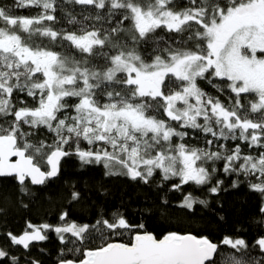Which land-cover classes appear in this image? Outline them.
Returning a JSON list of instances; mask_svg holds the SVG:
<instances>
[{"label": "snow or ice", "instance_id": "snow-or-ice-1", "mask_svg": "<svg viewBox=\"0 0 264 264\" xmlns=\"http://www.w3.org/2000/svg\"><path fill=\"white\" fill-rule=\"evenodd\" d=\"M15 6L35 15L0 7V177L28 194L75 157L106 176L144 184L158 176V186L181 193L178 207L195 215V206H209L196 193L215 196L223 174L236 177L233 188L247 183L258 193L264 213V0ZM79 199L72 191L69 203ZM68 217L62 211L56 224L26 222L20 234L8 232L0 264H20L13 249L29 250L49 233L63 246L58 264H253L252 250L264 253V234L250 246L240 228L214 241L181 231L158 236L119 207L100 209L94 221Z\"/></svg>", "mask_w": 264, "mask_h": 264}, {"label": "trees", "instance_id": "trees-1", "mask_svg": "<svg viewBox=\"0 0 264 264\" xmlns=\"http://www.w3.org/2000/svg\"><path fill=\"white\" fill-rule=\"evenodd\" d=\"M15 4L16 0H0V7L8 9L11 15H35L34 9L17 8ZM66 9L79 12V6L66 5ZM77 19L80 17L77 16ZM63 23L66 25V19ZM200 87L212 95H220L207 81H201ZM221 99L226 100V97L221 96ZM44 132L46 130L38 133L34 139L44 138ZM191 142L202 146V141ZM219 178L225 181L221 191L215 196L208 194L206 189L203 194L197 192L201 199L209 201V206L204 208L197 205L195 215H191L185 214V210L178 207L181 193L159 187L158 176L150 184L132 181L126 176H106L102 166L81 167L75 157L62 161L57 179L46 186H30L28 194L19 191V185L13 178L3 177L0 178V248L6 249L10 243L3 237L8 232L20 234L26 222L35 225L56 224L58 214L62 211L69 212L70 221H94L95 213L100 209L111 210L117 207L126 211L129 218L135 221L145 220L149 231L158 236L168 231H181L208 235L217 241L224 234H232L240 228V235L251 246L259 235L264 234V213L259 212L260 196L251 191L247 183L233 188L231 184L235 176L225 177L220 174ZM240 179L243 180L242 177ZM72 191L79 192L80 199L70 204ZM165 200L169 201L167 205L164 204ZM62 247L56 234L49 233L48 240L35 244L29 250L13 249V254L20 257V264H28L32 260L39 261V264H58ZM251 255L253 264L264 259V253L255 248Z\"/></svg>", "mask_w": 264, "mask_h": 264}, {"label": "water", "instance_id": "water-1", "mask_svg": "<svg viewBox=\"0 0 264 264\" xmlns=\"http://www.w3.org/2000/svg\"><path fill=\"white\" fill-rule=\"evenodd\" d=\"M0 178H3V177H0ZM35 243V242H34ZM41 242H39V243H35V244H40Z\"/></svg>", "mask_w": 264, "mask_h": 264}]
</instances>
